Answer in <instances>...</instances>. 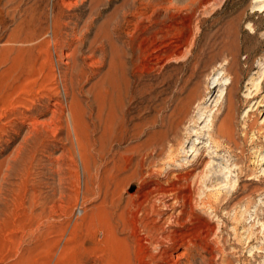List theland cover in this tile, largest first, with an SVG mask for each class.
<instances>
[{
	"label": "rangeland",
	"instance_id": "374dc122",
	"mask_svg": "<svg viewBox=\"0 0 264 264\" xmlns=\"http://www.w3.org/2000/svg\"><path fill=\"white\" fill-rule=\"evenodd\" d=\"M0 84V264H264V0H0Z\"/></svg>",
	"mask_w": 264,
	"mask_h": 264
},
{
	"label": "bare ground",
	"instance_id": "6f19581e",
	"mask_svg": "<svg viewBox=\"0 0 264 264\" xmlns=\"http://www.w3.org/2000/svg\"><path fill=\"white\" fill-rule=\"evenodd\" d=\"M257 1H259V0H257ZM55 23V22H54ZM57 23H59V22H56V25H53V28H54V26H56L57 27ZM60 25V24H59ZM55 27V28H56ZM62 31V27L60 26V28H57V29H54L52 32H53V36L52 37H54L55 38V40H57V38L61 35V32ZM37 34H34V36H30V37H27V38H24L23 40H16L15 42L16 43H20V44H27V45H29V44H32V43H34V41L37 39V37H39V36H36ZM52 37H51V39H52ZM22 39V38H21ZM51 39H50V41H51ZM60 39V38H59ZM49 40V39H48ZM53 40V39H52ZM45 41V40H44ZM47 41V40H46ZM49 41V42H50ZM41 42V41H40ZM49 42H48V44H49ZM51 42H54V41H51ZM57 42V41H56ZM59 42V41H58ZM47 43V42H46ZM35 44V43H34ZM50 44H52V43H50ZM49 44V45H50ZM57 44V43H56ZM59 44V43H58ZM47 46V45H46ZM55 46V45H54ZM60 46V45H59ZM19 47V46H18ZM16 48L17 50H19V48ZM20 47H22V45H20ZM26 46H24V47H22V48H20V50L21 51H24V52H32V51H36V50H41V49H43V47H44V50H45V46H43L42 44H40V45H38L37 46V44H36V46H28V47H26ZM47 48V47H46ZM55 48V47H54ZM57 48V47H56ZM49 49V48H48ZM13 51H14V49H12ZM11 50V51H12ZM43 50V51H44ZM49 50H51V49H49ZM48 50H46V52H47ZM16 52V51H15ZM18 52V51H17ZM75 52H76V50L75 49H73L72 51H71V53H67L66 54V57H68V58H71L74 54H75ZM48 53V52H47ZM47 53H45V55L47 54ZM13 54V53H12ZM19 54V53H18ZM51 54V53H50ZM50 54H47V56H46V58L44 59V60H49V59H51V56H50ZM53 56V55H52ZM76 58V57H75ZM15 57H14V59L12 58L11 59V62H12V64H11V66L13 67V65H14V67H15V65H16V63H15ZM43 60V61H44ZM68 60V59H67ZM45 62V61H44ZM51 62H52V60H51ZM27 63V62H26ZM26 63H22L23 64V66H27L28 64H26ZM34 63V62H33ZM46 63V62H45ZM70 63V62H69ZM73 63V62H72ZM34 65V64H33ZM11 66H10V70H11ZM19 65H17V67H18ZM78 66V65H77ZM13 67V68H14ZM20 67H21V65H20ZM29 68V67H28ZM53 68V67H52ZM22 69V68H21ZM20 69V70H21ZM14 70H19V69H15L14 68ZM19 70V71H20ZM70 70V69H69ZM74 70V69H73ZM13 71V70H12ZM68 71V70H67ZM16 72H18V71H16ZM15 72V73H16ZM14 73V74H15ZM27 73V72H26ZM64 74H63V76H62V74L60 75V76H62L61 77V83H62V86H63V88H64V92H65V94H66V96H69L70 94H73V86H74V80H73V78L72 77H70L69 75L70 74H68V73H70V72H63ZM20 74V73H19ZM19 74L17 75L16 74V76H19ZM23 74V73H22ZM51 74V73H50ZM21 75V74H20ZM25 75V74H24ZM29 75V74H28ZM14 76V75H13ZM22 76V75H21ZM27 76V75H26ZM104 83V82H103ZM1 85V84H0ZM57 85V84H56ZM55 85V86H56ZM16 86V85H15ZM103 86V85H102ZM108 86V85H107ZM110 86V85H109ZM110 88V87H109ZM1 89H2V87L0 86V93H1ZM59 89V88H58ZM187 89V88H186ZM6 90V89H5ZM4 90V91H5ZM230 90V89H229ZM187 92L188 91H190L189 89L188 90H186ZM192 91V90H191ZM108 92V91H107ZM53 93V92H52ZM109 93V92H108ZM184 93V92H183ZM35 94V93H34ZM202 94V93H201ZM101 96V95H100ZM180 96V95H179ZM203 95H200L199 93L198 94H192V93H190V92H188V94L186 93V95L185 96H183L184 98L183 99H181L180 101H179V103H178V106L176 107V105H174L175 107H176V109L175 110H173L174 112H173V115H172V117L174 118V120L171 122L172 123V125L174 124V123H177V122H181L180 120H182L185 116H187L188 114H189V112H190V110H191V108H192V106L195 104V103H197L198 101H201L202 100V97ZM4 97V96H3ZM29 97V96H28ZM27 97V98H28ZM181 97V96H180ZM3 99V98H2ZM29 99V98H28ZM46 99V98H45ZM103 99V98H102ZM203 101V100H202ZM26 102V101H25ZM60 102V101H59ZM34 103H36V102H33V104ZM198 103H200V102H198ZM106 105V104H105ZM59 106V105H58ZM100 106V105H99ZM32 107V106H31ZM33 107H35V106H33ZM30 108V107H29ZM174 109V108H173ZM60 110V109H59ZM67 110H70V109H67ZM72 110V109H71ZM103 110V109H102ZM32 111V110H31ZM61 111V110H60ZM59 111V112H60ZM63 111V110H62ZM64 111H66L65 109H64ZM82 111V110H81ZM231 111V110H230ZM16 112V111H15ZM68 112H70V111H68ZM63 113V112H62ZM73 113V112H72ZM18 114V113H17ZM69 114V113H68ZM227 114V113H226ZM72 115V114H71ZM70 115V116H71ZM32 116V115H31ZM31 116H27V117H31ZM56 116V115H55ZM59 116V115H58ZM233 116H235V115H233L232 114V112H230V113H228L224 118H223V120H222V122H221V124H219V126H218V128H217V130H216V132H214L215 134H213V135H215V137L217 138V139H220V138H224V139H227V140H230V139H232V133H233V121H234V117ZM101 117V116H100ZM33 118V117H32ZM59 118V117H58ZM173 118H171V120L173 119ZM37 119V118H36ZM35 118H34V120H36ZM71 119V118H70ZM109 119V118H108ZM38 120V119H37ZM233 120V121H232ZM40 121V120H39ZM72 121V120H71ZM34 121H32V123H33ZM73 122V121H72ZM71 122V123H72ZM71 125V124H70ZM72 127L74 126L73 124L71 125ZM112 129H113V127H111V125H105V127H104V132L102 133V135L101 136H99V138H98V141H99V144H100V147H99V149H98V154H99V157H100V160H102V159H106V157H107V154H109L108 152L110 151V146H109V148H108V145H109V140H110V138L111 137H109L108 136V134H109V132L110 131H112ZM74 133H75V137H76V139H77V141H79V134H77V131H76V129H75V127H74ZM35 133V132H34ZM30 134H32V133H30ZM36 134L37 133H35V138H36ZM73 134V133H72ZM113 134V133H112ZM114 135V134H113ZM163 137V136H162ZM213 137V136H212ZM27 138H29L28 136H27ZM31 140L33 139L34 140V138H30ZM30 139H28V140H30ZM37 139V138H36ZM213 140H215V139H213ZM222 140V139H221ZM24 141H26V140H24ZM88 141V140H87ZM225 141V140H224ZM34 142H35V140H34ZM219 143H220V141L219 142H217L216 144H217V146L218 147H220L219 146ZM221 145V144H220ZM92 146V145H91ZM99 146V145H98ZM159 149V152L161 153L162 151H163V149H164V144L161 142V143H159V147L157 148V150ZM95 150V149H94ZM79 151V150H78ZM153 153V152H152ZM80 155H81V153H80ZM98 157V156H97ZM172 158V157H171ZM174 158V157H173ZM176 158V157H175ZM264 158V157H263ZM99 159V158H98ZM148 159V158H147ZM81 161V160H80ZM169 162V161H168ZM106 166V165H105ZM110 169H113V168H110ZM108 170H109V168H108ZM240 173H241V171H240ZM87 174V173H86ZM188 175H189V173H188ZM183 176V175H182ZM185 176V175H184ZM187 176V175H186ZM189 177V176H188ZM187 177V178H188ZM180 178V177H179ZM182 180H183V178H181ZM89 180V179H88ZM185 180H186V178H185ZM188 180V179H187ZM103 183V182H102ZM174 185V184H173ZM188 186V185H187ZM177 187H179V186H176V188ZM181 187V186H180ZM183 187H181V189H182ZM175 189V188H174ZM186 189V188H185ZM162 190V189H161ZM177 190V189H176ZM165 192H169V191H173V189H171V187L168 189V190H164ZM163 191V192H164ZM175 191V190H174ZM162 192V193H163ZM98 193H99V191H98ZM114 193V192H113ZM170 193V192H169ZM179 194V193H178ZM114 195V194H113ZM182 195V194H181ZM99 196H100V194H99ZM109 196V195H108ZM177 197H178V195H177ZM187 197H189V195L187 196ZM179 198V197H178ZM182 198V197H181ZM108 199V198H107ZM187 200H190V199H188L187 198ZM185 202H186V198H185V200H184ZM115 202V201H114ZM185 202H184V204H185ZM189 203V202H188ZM117 205V204H116ZM188 205V204H187ZM215 206V205H214ZM120 207V206H119ZM121 208V207H120ZM211 208H212V206H211ZM215 209V208H214ZM115 210V209H114ZM121 212V211H120ZM126 214V213H125ZM103 219V218H102ZM105 221V220H104ZM113 222H114V220H113ZM108 226V225H107ZM109 230V229H108ZM102 232V231H101ZM176 239V238H175ZM175 239H172V240H175ZM179 241V240H178ZM186 241V240H185ZM180 242V241H179ZM181 242H183V241H181ZM113 257V256H112ZM124 257V256H123ZM154 262V261H153ZM127 263V262H126Z\"/></svg>",
	"mask_w": 264,
	"mask_h": 264
}]
</instances>
